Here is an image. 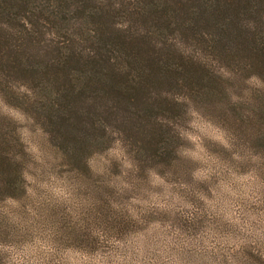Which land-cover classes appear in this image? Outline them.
I'll list each match as a JSON object with an SVG mask.
<instances>
[{"label":"rangeland","instance_id":"obj_1","mask_svg":"<svg viewBox=\"0 0 264 264\" xmlns=\"http://www.w3.org/2000/svg\"><path fill=\"white\" fill-rule=\"evenodd\" d=\"M211 44L99 123L0 95V264H264V68Z\"/></svg>","mask_w":264,"mask_h":264},{"label":"trees","instance_id":"obj_2","mask_svg":"<svg viewBox=\"0 0 264 264\" xmlns=\"http://www.w3.org/2000/svg\"><path fill=\"white\" fill-rule=\"evenodd\" d=\"M184 39L212 41L211 49L219 41L264 68V0H0V95L49 118L99 123L117 101L146 100L136 92L173 69L163 56L185 60ZM181 65L173 82L182 86L191 74ZM2 147L0 195L11 196L21 175L9 177Z\"/></svg>","mask_w":264,"mask_h":264}]
</instances>
